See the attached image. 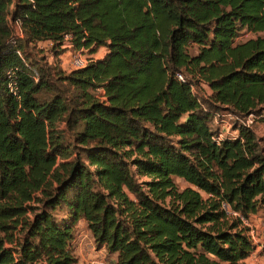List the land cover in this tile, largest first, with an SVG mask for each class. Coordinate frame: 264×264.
Here are the masks:
<instances>
[{
  "label": "trees",
  "instance_id": "16d2710c",
  "mask_svg": "<svg viewBox=\"0 0 264 264\" xmlns=\"http://www.w3.org/2000/svg\"><path fill=\"white\" fill-rule=\"evenodd\" d=\"M44 41L105 52L62 72ZM263 111L264 0H0V264H89L80 220L112 264H246L220 204L264 213Z\"/></svg>",
  "mask_w": 264,
  "mask_h": 264
},
{
  "label": "rangeland",
  "instance_id": "374dc122",
  "mask_svg": "<svg viewBox=\"0 0 264 264\" xmlns=\"http://www.w3.org/2000/svg\"><path fill=\"white\" fill-rule=\"evenodd\" d=\"M251 36L252 35L249 32L241 31L235 40L243 41ZM35 50L36 52H33L35 54L34 57L44 58L46 62L54 68V70H61L62 72L71 70L68 65L70 52H72L71 49L65 50L60 54V57H56L53 56L54 50H52V46L47 41H44L38 43L35 46ZM67 51H69V53ZM84 51L88 57L101 58L104 55L105 49L103 47H99L93 53H90L86 49H84ZM193 89L198 95L206 96L207 94V89L205 86H193ZM220 114L222 119L230 123V125L227 127L220 129L221 136L233 135L234 132L231 131V125L234 121H236V119L224 113ZM262 118L263 119H259L249 116L244 120L245 124L252 126L255 134L258 137H264V117ZM237 122L239 123L241 121L238 119ZM173 182L179 189H182L187 185L183 180L176 177L173 178ZM59 216L60 215L58 214V217ZM240 226L246 229V234L249 236V239L253 245V251L244 259V262L246 263L245 260H247L246 264H262L261 261L264 258V252L261 251L259 246L264 240V213L258 210L256 213L248 216L247 220L244 221V224H240ZM69 246L79 263L99 260L105 264H112L114 257L106 253H100L99 250H96V247L94 246L93 241L86 230L85 223L82 220L76 223L73 230V237L69 243Z\"/></svg>",
  "mask_w": 264,
  "mask_h": 264
},
{
  "label": "built area",
  "instance_id": "2783aa9c",
  "mask_svg": "<svg viewBox=\"0 0 264 264\" xmlns=\"http://www.w3.org/2000/svg\"><path fill=\"white\" fill-rule=\"evenodd\" d=\"M64 38H69V36L64 35ZM66 46H67L66 48H69V45H66ZM67 50H69V49H67ZM84 52H85L84 49L72 50V52H70V57L68 60V65H69L70 69H78V68L83 67L84 65L87 64V62L90 60V58H92V57L86 56V53H84ZM68 53H69V51H68ZM176 78L181 80L182 79L181 74H176ZM8 87L10 89H13L12 84H8ZM94 93H95L96 99L100 103H103V104L106 103V98H105L103 91L101 89H95ZM224 124H225V127L228 126V123L226 121L224 122ZM220 209L224 212V214L226 216L237 217L240 221V224H242V225L244 224V221L247 220V217H242L237 212L232 211L229 208V206L225 203L220 204ZM88 263L89 264H105L104 262L99 261V260L89 261Z\"/></svg>",
  "mask_w": 264,
  "mask_h": 264
},
{
  "label": "crops",
  "instance_id": "0c3cea01",
  "mask_svg": "<svg viewBox=\"0 0 264 264\" xmlns=\"http://www.w3.org/2000/svg\"><path fill=\"white\" fill-rule=\"evenodd\" d=\"M68 52V51H67ZM60 57V56H59ZM251 257V256H250ZM246 261V263H247V260H245ZM261 263L262 264H264V258L262 259V261H261Z\"/></svg>",
  "mask_w": 264,
  "mask_h": 264
}]
</instances>
